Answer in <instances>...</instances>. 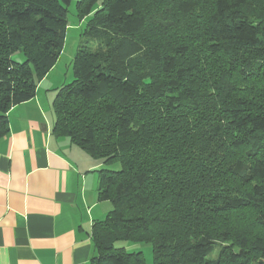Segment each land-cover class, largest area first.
Wrapping results in <instances>:
<instances>
[{
  "label": "trees",
  "instance_id": "obj_1",
  "mask_svg": "<svg viewBox=\"0 0 264 264\" xmlns=\"http://www.w3.org/2000/svg\"><path fill=\"white\" fill-rule=\"evenodd\" d=\"M70 0H0V137L63 48ZM53 132L97 159L92 264H264V0H77ZM20 52L23 60L14 58ZM118 163V168L107 165Z\"/></svg>",
  "mask_w": 264,
  "mask_h": 264
},
{
  "label": "crops",
  "instance_id": "obj_2",
  "mask_svg": "<svg viewBox=\"0 0 264 264\" xmlns=\"http://www.w3.org/2000/svg\"><path fill=\"white\" fill-rule=\"evenodd\" d=\"M68 65L56 62L34 95L7 112L8 133L0 137V264H92L96 255L92 226L112 208L97 196L102 164L53 132L52 101L71 77Z\"/></svg>",
  "mask_w": 264,
  "mask_h": 264
},
{
  "label": "rangeland",
  "instance_id": "obj_3",
  "mask_svg": "<svg viewBox=\"0 0 264 264\" xmlns=\"http://www.w3.org/2000/svg\"><path fill=\"white\" fill-rule=\"evenodd\" d=\"M76 2L77 0H70L69 3L66 4L67 12H66V33L63 41V48L60 53L58 61V65L61 67L65 64L69 66V75L70 79L67 81L68 83L72 80V60L75 56L77 48L82 42V31L85 28L86 20L89 16H86L82 20L78 18L76 11ZM14 58L18 60H23V55L20 52H16L14 54ZM65 74V73H64ZM66 82V83H67ZM118 163H114L111 165H107V168H118ZM116 246H124L128 251H142L145 263L144 264H152V248L150 244L147 243H132L129 241L120 240L115 242Z\"/></svg>",
  "mask_w": 264,
  "mask_h": 264
}]
</instances>
